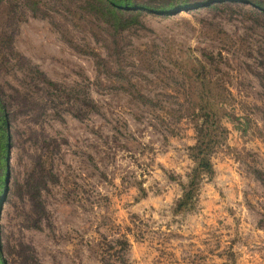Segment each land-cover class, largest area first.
<instances>
[{"label": "rangeland", "instance_id": "374dc122", "mask_svg": "<svg viewBox=\"0 0 264 264\" xmlns=\"http://www.w3.org/2000/svg\"><path fill=\"white\" fill-rule=\"evenodd\" d=\"M0 92L13 111L5 264H264V15L252 6L134 21L104 0H0ZM201 106L225 133L214 176L177 212Z\"/></svg>", "mask_w": 264, "mask_h": 264}, {"label": "trees", "instance_id": "16d2710c", "mask_svg": "<svg viewBox=\"0 0 264 264\" xmlns=\"http://www.w3.org/2000/svg\"><path fill=\"white\" fill-rule=\"evenodd\" d=\"M113 11L124 12L131 20L137 21L140 12H148L159 15L175 14L184 10H191L201 6H212L218 4H244L250 5L264 15V0H104ZM136 12V13H135ZM135 13V14H133ZM203 111L202 122L197 133V142L190 148V156L195 166L189 175V182L184 186V194L180 198L176 211H191L194 208V200L202 182L214 174L212 154L215 147L222 141L225 129L222 127L218 111L211 107V110ZM13 113L10 103L0 92V199L7 188L8 156L12 145V119ZM209 115V118H204ZM43 179H33L29 184V192L36 211L44 209L40 205V186ZM0 264H5L0 244Z\"/></svg>", "mask_w": 264, "mask_h": 264}]
</instances>
